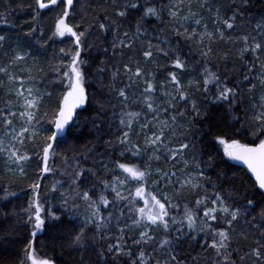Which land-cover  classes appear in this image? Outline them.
<instances>
[{
    "label": "snow or ice",
    "instance_id": "6c2138e0",
    "mask_svg": "<svg viewBox=\"0 0 264 264\" xmlns=\"http://www.w3.org/2000/svg\"><path fill=\"white\" fill-rule=\"evenodd\" d=\"M26 7V29L11 23L15 10L0 11L19 27L0 32V161L16 178H0V222H13L0 227V264H264V0H228L223 18L221 0ZM54 8L46 34L41 10ZM64 37L72 48L46 74L41 57ZM85 131L95 139L78 149ZM47 174L62 177L49 189L56 210L41 201ZM38 233L58 255L38 256Z\"/></svg>",
    "mask_w": 264,
    "mask_h": 264
},
{
    "label": "trees",
    "instance_id": "16d2710c",
    "mask_svg": "<svg viewBox=\"0 0 264 264\" xmlns=\"http://www.w3.org/2000/svg\"><path fill=\"white\" fill-rule=\"evenodd\" d=\"M89 4H92L93 7L96 5H101L103 4L105 7H108L109 12L111 13L115 7H112L111 5L105 3V0H88ZM221 3L223 5L222 10H221V15L222 18L226 14V10L228 7V0H221ZM28 4H32L35 6V0H0V11L4 10L5 8H11L15 10L12 15H11V23L17 26L24 25L25 29L27 28V25L25 24V21H30V16H31V10L28 9L26 6ZM22 9V10H21ZM88 12L90 14L93 13V8H87ZM59 9L54 8L52 10H41V16H40V25L44 29L45 33L48 34L50 31L54 28V23H55V18L58 15ZM19 31V27L13 28L9 24H4L0 22V32H7V33H15ZM123 31V29H121ZM106 44V42H104ZM49 47L47 49L46 55L41 57L42 65L44 67V72L46 74L50 75L49 68L47 62L50 61L51 63L55 64L57 63V54L59 52L60 48H65L67 47L68 50L72 48L71 45V38L67 37L66 40L57 39L55 41H49ZM68 45V46H65ZM193 48L195 49V45H192ZM237 47L238 46H232V55L233 58H235L236 53H237ZM93 58L94 62H98L99 59L103 58V54L99 51H97L95 48L91 50L90 53ZM195 55V52H194ZM5 59H7L4 55L0 54V63H5ZM159 59V58H158ZM161 60H157L156 63L159 64V71H162L164 68H167V61H165L162 57L160 58ZM119 63V61H117ZM243 62L240 61L239 59L236 60V65H237V71L236 74H239L240 70V65ZM94 70V69H93ZM158 73V72H157ZM99 88V85L97 84H92L90 87V91L94 94L97 93V90ZM8 99V97H5L3 93L0 91V107H3L4 101ZM101 99H104V97H101ZM91 113V110L89 112H85L81 115V121L84 120L85 117H87ZM95 137L89 135L86 131L85 133L81 136L79 143L77 144L78 149H82L84 145L88 143L89 140H94ZM28 150L31 152V146H28ZM59 151L63 152L65 151V147L61 145V148ZM33 160H35V157H33ZM2 161H0V178H8V179H16L13 177H5V174L2 170ZM82 163L86 164L87 166H90L91 161H82ZM234 163V162H233ZM58 167L59 161H57ZM237 172H242L244 169L237 165V168L234 169ZM28 172V179H22L20 180V184L25 188L26 191L28 190L27 186L29 183H31V178L38 174L37 169L35 167V164L32 163L31 166L27 169ZM62 179L60 175H52L48 174L45 176L43 180H41V199L42 200H48L49 203L45 204V208L52 206L53 210H56L60 207L59 204V197L53 194V197H49V189L54 182V180H59ZM17 204H24L25 201L21 199L20 201L16 202ZM11 207V206H10ZM12 220L9 219L6 223L5 222H0V227L7 228L9 224H12ZM14 239L20 241L17 245V248L15 250V253L10 257L11 259H15L17 256L22 255V253L19 251L20 247L22 246V242L28 238L27 232L21 231L19 235L13 237ZM251 241L249 240L248 243ZM36 249H37V254L38 256L44 257V256H51V255H58L60 252V249L58 247L54 248V242H53V237L50 233H40L36 237ZM194 254V253H193ZM8 253L0 251V256H7Z\"/></svg>",
    "mask_w": 264,
    "mask_h": 264
},
{
    "label": "rangeland",
    "instance_id": "374dc122",
    "mask_svg": "<svg viewBox=\"0 0 264 264\" xmlns=\"http://www.w3.org/2000/svg\"><path fill=\"white\" fill-rule=\"evenodd\" d=\"M119 3H120V0H116V3H115V4H111L110 0H108V3H107V4L111 5L112 7H116V6L119 5ZM86 11H88L87 8H86ZM75 20H79V17L77 16V17L75 18ZM70 22H74V21H70ZM210 27H211V25H210ZM66 38H67V37H64V38H61V39L64 41V40H66ZM91 39H92V40H95V36L91 37ZM65 46H68V45H65ZM65 49L68 50L67 47H65ZM128 55H132V53H128ZM158 58H159V59H158ZM158 58H157V60H161V59H160L161 57H158ZM6 62H7V59H5V63H6ZM158 64H160V63H158ZM167 70H168V68H164L162 71H159V69H156V72H158V73H157L158 79H163L164 75H166V73H167ZM189 78H191V77L189 76ZM121 79H123V76H122V75H121ZM0 80H4L5 83L7 84V77L4 76V74H2V73H0ZM0 91L3 93V95H4L5 97H7V96L5 95L4 89L0 88ZM1 164H2V170H3V172H4V164H3V162H2ZM4 174H5V173H4ZM47 175H48V174H47ZM49 197H53V193H49ZM41 201L43 202L44 200L41 199ZM38 234H40V233H38ZM38 234H37V235H38Z\"/></svg>",
    "mask_w": 264,
    "mask_h": 264
},
{
    "label": "water",
    "instance_id": "95a60500",
    "mask_svg": "<svg viewBox=\"0 0 264 264\" xmlns=\"http://www.w3.org/2000/svg\"><path fill=\"white\" fill-rule=\"evenodd\" d=\"M234 163H236L237 165L241 166L243 169H246V166H245V165H242V164L239 163V162H234Z\"/></svg>",
    "mask_w": 264,
    "mask_h": 264
}]
</instances>
